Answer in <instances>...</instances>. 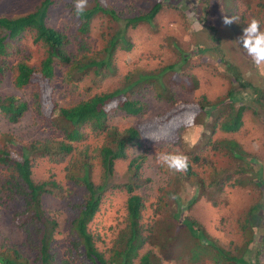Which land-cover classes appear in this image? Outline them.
Listing matches in <instances>:
<instances>
[{"label":"trees","instance_id":"trees-1","mask_svg":"<svg viewBox=\"0 0 264 264\" xmlns=\"http://www.w3.org/2000/svg\"><path fill=\"white\" fill-rule=\"evenodd\" d=\"M113 1L89 0L83 21L73 13V0H40L30 11L0 15V217L11 213L12 225L25 235L21 244L0 239V264H249L242 256L256 232L252 219L264 196L256 164L264 157L236 138L246 114L256 113L238 101L246 86L257 96L262 92L225 58L220 70L207 58L190 60L179 48L170 50L176 58L166 67L125 71L117 53L134 48L130 35L160 23L162 1L128 18ZM57 5L67 15V34L48 24V10ZM216 5L222 24L225 16L238 17L223 24L237 34L253 17L264 29V0ZM97 18L105 30L91 51ZM113 22L114 32L105 34ZM215 29L208 24V31ZM27 37L31 50L22 42ZM196 47L200 54L208 50ZM17 92H28V99ZM79 93L85 98L73 101ZM152 100L164 109L152 112ZM29 121L44 122L61 137L32 135L27 141L1 131ZM196 126L203 131L188 149L183 135ZM182 149L189 158L186 172L154 164L153 153ZM45 163L49 170L41 168ZM186 184L198 189L197 198L182 196ZM236 188L246 189V203L234 201L228 190ZM67 200H73L72 216L63 233L48 206ZM181 201L189 204L183 219ZM196 201L217 211V219L190 216L198 214ZM110 209L115 219H100L101 210ZM212 228L218 235H210Z\"/></svg>","mask_w":264,"mask_h":264},{"label":"rangeland","instance_id":"rangeland-1","mask_svg":"<svg viewBox=\"0 0 264 264\" xmlns=\"http://www.w3.org/2000/svg\"><path fill=\"white\" fill-rule=\"evenodd\" d=\"M40 0H0V15L14 16L18 15V11L23 9L32 10L33 6L37 4ZM159 0H114L113 3L110 2V5L115 7L116 10L123 18H128L132 13H144L149 11V9ZM162 8L160 14L157 16L160 23L156 24L155 28L146 29L137 34L130 35V38L134 41V48L129 52H118L119 56L125 63V71H129L133 68V65L146 69L148 71L154 68H163L170 65L176 57L175 54L171 53V49L179 48L181 52H185L187 57H190V60L199 59L201 57L207 58V61L211 64H214L218 69L223 70L220 59L225 58L226 61L233 64V66L239 69V72L243 74V79H248L249 82L257 85L256 87L259 90H262V95L257 96L252 88L246 86L241 90V96L238 103H241L246 106H251L257 114H251L248 116L246 114L245 124L236 137L242 144H245V147L248 151L251 152H260V155L264 157V148L262 149L260 142L264 141V107L261 108L257 103V98L261 100L262 105L264 106V67H256L250 57L246 55L243 48L236 43L238 38L242 34H237L231 29L224 27L216 14L217 9V0H161ZM220 7V5H219ZM140 9V10H137ZM48 24L55 28L64 31L66 34L70 32L67 25V15L65 10L61 6H52L49 8L47 13ZM103 22L102 19L97 18L94 24L96 33L92 35L89 39V47L91 51L96 50L100 46V40L98 34L100 30H105L104 28L100 29L99 26ZM107 24L103 27H109V32H114V25ZM213 23L215 26L219 25L217 33L213 34L211 31L207 30L208 24ZM117 25L123 26L122 23H117ZM264 30V29H262ZM25 44L26 50H31L33 47L27 45L30 42L27 37L26 40H22ZM77 46L79 42L72 41ZM79 43V44H78ZM196 45L200 48H207V52L204 54L198 53ZM75 46L72 49L76 51L78 47ZM21 56V55H20ZM20 56L15 57L13 60L16 61ZM182 71L178 70L177 76L180 75ZM168 78L174 76L172 74H167ZM221 85V82L218 81ZM236 80L232 81V84L235 85ZM220 85L218 87H220ZM8 87H5L3 90L7 91L12 86L7 83ZM237 88V86H235ZM27 93L17 92L16 97L19 99H28ZM84 93L74 94L72 100L79 101L85 98ZM151 111H162L164 105L161 102L151 101L150 102ZM2 123V121H0ZM4 133H10L14 137H24L27 141L30 140L33 135L34 138L40 137H61L60 134L55 133L48 124L41 121H29L26 124L21 126H10L1 129ZM203 129L200 127H193L186 130L183 135V142L186 147L193 148L194 145L198 143V140L201 136ZM55 134H54V133ZM1 145V139H0ZM12 145V144H10ZM184 145V144H183ZM15 148V146H13ZM185 147V148H186ZM188 148V149H189ZM182 153H186L187 150L182 149ZM153 153V155H155ZM150 156V153H149ZM46 164V163H45ZM158 166V163H154ZM260 167V172H257L260 178L264 180V160L258 161L256 164ZM43 170H49V164L42 165ZM257 170V169H256ZM149 173L153 174L154 179L157 177L156 172H151L148 169ZM230 193H234L233 199L237 204H244L249 198L246 189L241 190L240 188L229 189ZM194 193V189L190 188L186 184V192H184L185 197H190ZM69 202V203H68ZM73 200H67L59 202L54 205L48 206L51 211L54 212L57 219H61L62 228L64 229L66 222L72 216V203ZM69 204V205H68ZM71 204V205H70ZM116 207V206H115ZM103 208H108V205L105 204ZM113 209V208H112ZM204 212V217H207L204 207H202ZM102 215L100 219H115V211L101 210ZM0 217V239L3 242H15L21 244L24 240V233L16 229L11 222V213L3 212ZM202 214V212H200ZM262 215V217L260 216ZM264 196L260 200L256 214V223L260 220L258 224V229L256 234L253 237V240L246 252L242 256L243 259L249 264H264ZM263 221V222H262ZM262 223V225H261ZM66 232V229L62 231Z\"/></svg>","mask_w":264,"mask_h":264},{"label":"clouds","instance_id":"clouds-1","mask_svg":"<svg viewBox=\"0 0 264 264\" xmlns=\"http://www.w3.org/2000/svg\"><path fill=\"white\" fill-rule=\"evenodd\" d=\"M88 6H89V0H73V13L78 20L83 21V18L85 17L86 9L88 8ZM219 19L221 20L220 17ZM237 19L238 17L236 16H231V17L225 16L223 18V24L225 26H229L233 23H236ZM215 27L216 29L214 31L211 30L213 34L217 33V29L219 28V25ZM236 43H238L243 48L246 55L251 58L252 63L256 67L258 68L264 67V30H262L261 28V22L259 19L255 17L250 19L246 27L243 28L242 35L238 38ZM249 88L251 87L249 86ZM260 91L263 93L262 90ZM256 101L261 108L264 107L261 103L262 102L261 100L257 98ZM189 123H191V121H189ZM155 157H156V161L158 165L165 167L169 171H172L174 173L186 172L189 167L188 156L179 151L160 152V153H156ZM190 188L194 189V193L186 199L187 201H191L194 197L197 198V195H198V189L196 187H190ZM184 192H186V190ZM182 196L185 197L183 190H182ZM204 202L205 201H196L195 205L192 207L195 210V212H197L198 214H195L192 212L190 216H193L196 219H217V211H214L211 213V211L208 209V205H205ZM188 206L189 204L187 205V203H184L183 201H181V204L179 207L180 209L179 219H183L185 214H186V218L189 216ZM202 207H204V211L208 212L207 217H204V212L202 211ZM200 212H202V214H200ZM252 220L256 226V231H257L258 223L260 222V220L257 223H256V219H252ZM210 233L209 234L213 236L218 235V233L215 232L214 228H212ZM255 235H257L256 232L253 234V237ZM201 240L203 242H206L204 238Z\"/></svg>","mask_w":264,"mask_h":264}]
</instances>
